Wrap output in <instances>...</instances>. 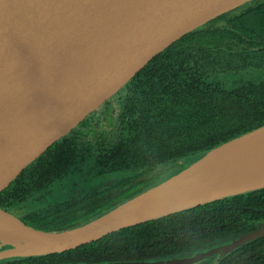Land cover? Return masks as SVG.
<instances>
[{
    "label": "trees",
    "instance_id": "obj_1",
    "mask_svg": "<svg viewBox=\"0 0 264 264\" xmlns=\"http://www.w3.org/2000/svg\"><path fill=\"white\" fill-rule=\"evenodd\" d=\"M111 100L121 108L109 143L88 144L73 129L0 192V207L17 210L24 222L42 230L71 228L168 176L149 186L123 187L141 171L154 170L159 177V170L179 169L198 153L263 125L264 0L248 1L183 35ZM89 179L104 182L103 188L86 190ZM64 185L81 190L65 201H38L43 205L32 211L30 204L49 200ZM112 188L118 190L106 197L103 193ZM96 195L99 199L92 201ZM263 214L264 187L122 228L60 253L0 264L151 261L210 242Z\"/></svg>",
    "mask_w": 264,
    "mask_h": 264
},
{
    "label": "water",
    "instance_id": "obj_2",
    "mask_svg": "<svg viewBox=\"0 0 264 264\" xmlns=\"http://www.w3.org/2000/svg\"><path fill=\"white\" fill-rule=\"evenodd\" d=\"M248 1L0 0V192L165 48ZM261 138L264 124L198 153L156 184L71 228L42 230L0 207V262L60 253L122 228L263 188L264 180L210 191L213 178L192 176L206 156ZM263 234L264 223L224 251Z\"/></svg>",
    "mask_w": 264,
    "mask_h": 264
},
{
    "label": "flooded vegetation",
    "instance_id": "obj_3",
    "mask_svg": "<svg viewBox=\"0 0 264 264\" xmlns=\"http://www.w3.org/2000/svg\"><path fill=\"white\" fill-rule=\"evenodd\" d=\"M112 98L104 102L99 108H97V110L89 114L88 116L91 115L89 121L85 125H83L81 128L87 125H90V123L95 119L96 115H99L102 113V109L106 108L110 103L113 104L114 102H112L111 100ZM84 120L82 122H84ZM81 128H79L78 131H80ZM114 128L115 127H113L112 131L107 133V136H106L107 139L105 143L110 142V139L112 136L111 133L113 132ZM79 135L80 137H84V140L86 141V137L84 133L80 131ZM163 170L164 169H161L159 171L162 173ZM156 172L157 171H154V170L153 171H141L140 174L136 176V178H133L131 181L123 185V187L129 188V187L134 186L137 183H139L138 186H148L149 184H152L154 180L156 179L157 177ZM114 177L120 178L119 175H116ZM103 183L104 182H102V184ZM97 184L99 183H95V185L87 184L86 185L87 187L85 189L88 191H91L93 189L98 190V189L103 188L101 186H97ZM56 190H60V188L59 189L57 188ZM114 192L116 191L115 189L112 188L111 190L109 189L103 194L106 197H109V196H112ZM89 193H92V192H89ZM99 197L100 195H96L95 197H92V201H96L97 199H99ZM42 200L43 199L34 201V205L38 203V201H42ZM63 200L65 201L67 199H63ZM61 201H58V202H61ZM35 207H38V206L37 205L34 206L32 211L35 209ZM9 212L15 214L17 210L15 211L13 210ZM15 215L18 216L17 214ZM263 223H264V214L261 217L255 218L254 220L250 222L247 221L241 225L236 226L235 228H233L227 233L218 235L214 240L210 242L185 246L183 248H180V250L169 252L162 257H157L152 260L171 259V260H177V261L182 260L183 261L181 263H176V264H264V234L257 238L251 239L245 244H242L236 248H233L230 251H224L226 250V248L224 247L225 245L232 242L233 240L238 239L239 237L247 235L250 232L260 228L263 225Z\"/></svg>",
    "mask_w": 264,
    "mask_h": 264
},
{
    "label": "bare ground",
    "instance_id": "obj_4",
    "mask_svg": "<svg viewBox=\"0 0 264 264\" xmlns=\"http://www.w3.org/2000/svg\"><path fill=\"white\" fill-rule=\"evenodd\" d=\"M201 164L203 168L192 176L213 178L210 191L259 183L264 180V138L223 148L206 156Z\"/></svg>",
    "mask_w": 264,
    "mask_h": 264
},
{
    "label": "rangeland",
    "instance_id": "obj_5",
    "mask_svg": "<svg viewBox=\"0 0 264 264\" xmlns=\"http://www.w3.org/2000/svg\"><path fill=\"white\" fill-rule=\"evenodd\" d=\"M108 106L106 108L102 109V113L101 114L96 115L95 119L90 123V125H87V126L81 128L83 125H85L89 121L91 115L88 116L84 120V122H82L80 125H78L75 128V130H78L79 128H81L80 131L85 134L86 141H87L88 144L91 143V142H97L98 146H100L103 142H106L107 133L112 131V129L114 127L113 120H114V117L117 116V112L121 108V104L114 102L113 104L110 103ZM177 170H178L177 168H169V169H167L166 172H163V173H161L159 175V177H156L154 182L158 181L161 177H164V175H163L164 173L169 175V174L174 173ZM115 179L116 178H114L112 180H115ZM117 179H119V178H117ZM89 181H90V179H89ZM88 183H89V185H95L96 180H91ZM100 184H102V183L97 184V186H99ZM67 186H69V185H66V186L64 185V186L59 187L60 190H56L57 193L51 194L49 200L43 199L42 203L58 202V201H61V200L65 199V198H67L71 193L76 194L77 191L81 190V188H76V189L72 188L73 190H70V188L67 187ZM117 190L118 189H116L115 191H117ZM36 205L38 207H40L43 204L36 203L35 206ZM30 206L32 208L34 207L33 204L32 205L30 204ZM38 207H35V208H38ZM180 261H182V260H180Z\"/></svg>",
    "mask_w": 264,
    "mask_h": 264
}]
</instances>
